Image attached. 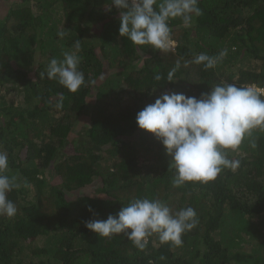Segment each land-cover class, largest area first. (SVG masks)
I'll list each match as a JSON object with an SVG mask.
<instances>
[{
  "label": "trees",
  "instance_id": "trees-1",
  "mask_svg": "<svg viewBox=\"0 0 264 264\" xmlns=\"http://www.w3.org/2000/svg\"><path fill=\"white\" fill-rule=\"evenodd\" d=\"M111 2L0 0V148L21 182L8 193L17 214L0 216V264H264V131L253 130L255 149L246 138L229 151L241 160L235 172L173 187L171 156L135 119L167 91L199 97L221 82L264 88V0H198L191 27L169 21L178 45L169 53L121 37ZM78 39L85 85L73 93L40 73ZM225 48L212 69L183 66ZM140 197L192 206L199 224L180 247L154 234L143 251L123 233L106 238L85 227Z\"/></svg>",
  "mask_w": 264,
  "mask_h": 264
},
{
  "label": "clouds",
  "instance_id": "clouds-1",
  "mask_svg": "<svg viewBox=\"0 0 264 264\" xmlns=\"http://www.w3.org/2000/svg\"><path fill=\"white\" fill-rule=\"evenodd\" d=\"M111 6L119 10L121 37H127L134 45H150L163 53L172 52L178 46L169 21L180 18L185 27H191L194 18L201 15L198 0H112ZM66 35V31L58 32L60 38ZM80 51L78 39L74 50L64 51L62 59L51 58L46 72L40 76L77 92L85 85V75L79 68ZM227 54L226 48L217 55L202 52L192 61H184L183 66L195 63L202 64L205 70L212 69ZM181 66V60L177 59L166 81L174 82ZM154 78L159 81L161 75ZM63 99L60 94L55 105L58 109L62 108ZM135 119L137 126L154 134L171 156L170 166L175 170L173 187L188 182L206 184L224 169L235 172L240 168L241 160L230 158L229 151L236 152L246 138L252 149L257 147L253 130L264 131V88L221 82L199 97L167 91L138 111ZM9 172L8 154L0 148V216L12 218L17 214V207L8 193L19 189L21 182L18 174L9 175ZM23 186L28 187L27 181ZM88 210L96 215L90 206ZM198 224L199 218L192 206L174 209L158 197H140L133 198L116 215L109 214L105 220L86 221L85 227L106 238L123 233L143 251L154 234L161 243L180 247L183 234Z\"/></svg>",
  "mask_w": 264,
  "mask_h": 264
},
{
  "label": "rangeland",
  "instance_id": "rangeland-1",
  "mask_svg": "<svg viewBox=\"0 0 264 264\" xmlns=\"http://www.w3.org/2000/svg\"><path fill=\"white\" fill-rule=\"evenodd\" d=\"M3 7H4V9H5V5H3ZM2 11H3V9L0 7V13H2ZM110 75H106V77L105 78H107V77H109ZM105 79H103L102 81H104ZM9 96V95H8ZM10 97L11 98H13V99H18V98H20V97H15L14 98V96H13V93H10ZM80 125H78V127H79ZM78 129V128H77ZM150 154H152V153H150ZM142 159V158H141ZM99 184V182L98 181H95L93 184H91L90 185V187H87L86 189H84V190H82V191H84V193H89V192H92L93 191V189H94V187H95V185H98ZM35 243L39 246V247H41L42 245H45V242H44V237H42V238H39V239H37L36 241H35ZM34 244V243H33Z\"/></svg>",
  "mask_w": 264,
  "mask_h": 264
}]
</instances>
